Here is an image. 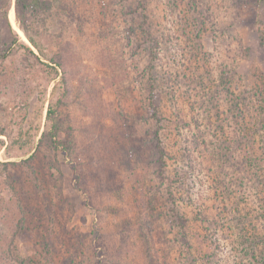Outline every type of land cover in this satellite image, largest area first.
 <instances>
[{
	"label": "rangeland",
	"instance_id": "rangeland-1",
	"mask_svg": "<svg viewBox=\"0 0 264 264\" xmlns=\"http://www.w3.org/2000/svg\"><path fill=\"white\" fill-rule=\"evenodd\" d=\"M39 1L0 0V264H251L264 130L233 95L261 87L264 0Z\"/></svg>",
	"mask_w": 264,
	"mask_h": 264
},
{
	"label": "trees",
	"instance_id": "trees-1",
	"mask_svg": "<svg viewBox=\"0 0 264 264\" xmlns=\"http://www.w3.org/2000/svg\"><path fill=\"white\" fill-rule=\"evenodd\" d=\"M195 3H197V0H193ZM40 4V1L39 0H16V12H17V17L20 18L21 16V13L24 11V10H27L29 11L33 4ZM41 5L42 6H45V5H48V2L47 1H44V2H41ZM4 18H5V21H6V24L8 26V29L10 30V32L13 34L15 31L10 23V20H9V17H8V13H4L3 14ZM144 18L147 20L148 19V16L147 15H144ZM24 31L26 32L27 34V38L30 42V45L32 47H34L38 53L40 55H42L43 57H45L44 55V52H43V49L39 43V41L37 39H35L34 37L28 35V32H27V29L26 27L24 26ZM144 33H146L147 31L144 29L143 30ZM149 38L156 44L157 41L159 42V39H153L152 38V35L149 34ZM14 42H16L17 44H21L22 48H24L32 57H34L36 60H38L40 62V58L39 56H37L35 54V52L31 49L30 46L26 45L25 43H20L19 42V38L17 36H15V39H14ZM157 46V45H156ZM46 58V57H45ZM7 59V54H2L0 55V66L2 67V63ZM52 62V61H51ZM55 72H57L56 69H53ZM261 87L258 85V87H254L250 90V92L248 91L246 93V96H243L245 94L243 93H240L239 95L236 96V93L235 95H233V98L235 99V101H237L236 103V109L238 111V114H236V119L237 120H245L246 117H250L251 121L253 122V127H251L249 130H250V134H251V138L250 139H254V137L252 135H256L260 132H262L264 130V74H262L261 76V80H260V83ZM229 96H232V93L229 95ZM247 103L248 105L251 104V110H252V113L251 111H247V109H244L242 108V104H245ZM54 105H52L48 111V121H52L53 124H52V131L50 132L51 134V140H52V144H53V147L55 149H58L60 148V143H59V140H58V133L60 131V126L57 122V119L55 118V115H56V111L53 109ZM26 109L29 110V104L26 106ZM155 116L157 117L158 114H157V110H155ZM236 120V121H237ZM34 129L33 125H31L28 129H23L24 131L22 132V134L19 136L20 139H23V138H26L25 142H22L21 143V149H26L28 147H30V145L28 144H31L32 141V130ZM247 132H249L248 130H246ZM0 136H5V133L4 132H1L0 133ZM261 136V135H260ZM263 136V135H262ZM156 139H157V143H156V150L158 152V155H159V160L160 162L163 164V166H165L166 164V161H165V158H166V152L164 150V147H163V143H162V139H161V135L160 133L158 132L157 135H156ZM3 143V141L0 139V145ZM4 146V145H3ZM2 147V146H1ZM260 161V160H259ZM262 161V160H261ZM260 161V162H261ZM14 165H16L17 163H13ZM248 164V163H247ZM262 166V164H260ZM167 169L162 168V173L165 174ZM253 176V175H252ZM255 176H258V174H256ZM260 179L259 180H263L264 179V176L260 177L258 176ZM251 178H254V177H251ZM238 213H240V211H237ZM240 215V214H238ZM245 224L247 223H244V218H242L241 216H238L235 220V223H234V228L237 230L239 236L243 237L244 239H248L250 240V249L252 250V262H250L251 264H264V249H262L261 252L257 253L254 249H252V246H255L253 243H251L253 240L256 239L257 236H254L251 238L250 235H248V227L246 228ZM240 225H242V229L240 228ZM183 227V226H182ZM247 230V232H246ZM245 232V234H243ZM182 234L184 235V231L182 232ZM236 241H239L238 239ZM242 246L241 244H238L237 247H235V245L233 246L234 247V250L236 251L235 248H239L240 246ZM209 264V263H208Z\"/></svg>",
	"mask_w": 264,
	"mask_h": 264
}]
</instances>
